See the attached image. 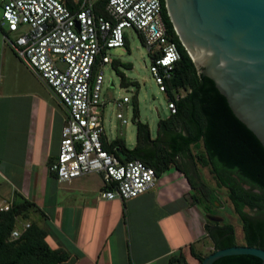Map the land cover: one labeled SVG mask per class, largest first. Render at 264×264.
Segmentation results:
<instances>
[{
    "label": "crops",
    "instance_id": "0c3cea01",
    "mask_svg": "<svg viewBox=\"0 0 264 264\" xmlns=\"http://www.w3.org/2000/svg\"><path fill=\"white\" fill-rule=\"evenodd\" d=\"M0 32L4 37L5 29L0 28ZM6 51L7 47L0 44V54ZM114 63L119 68L122 62ZM28 88L24 83L0 85V200L12 204L28 200L36 205V209L31 207L19 214L16 226L21 227L25 216L29 217L28 210H32L30 217L46 230L49 245L68 253L61 264H201L197 256H205L202 248L206 242L217 250L207 225L217 233L219 227L231 224L236 245H247L238 242L233 223L206 219L215 215L201 209L203 193L193 174L199 176V162L190 154L176 156L165 166L148 146L147 162L158 171L156 185L128 200L103 198L106 180L100 172L72 181L58 180L51 170L56 160L51 150L57 137V158L67 111L49 87L43 93ZM105 96L110 100L108 93ZM57 113L63 117L59 130L54 126ZM149 126L152 137H156L159 122L155 136ZM136 128V139L129 142L119 130L115 136L110 135L105 124V143L119 138L127 149H133L139 142L137 124Z\"/></svg>",
    "mask_w": 264,
    "mask_h": 264
},
{
    "label": "built area",
    "instance_id": "2783aa9c",
    "mask_svg": "<svg viewBox=\"0 0 264 264\" xmlns=\"http://www.w3.org/2000/svg\"><path fill=\"white\" fill-rule=\"evenodd\" d=\"M0 0V28L16 55L52 90L67 111L60 151L51 170L60 181L100 172L106 180L102 197L128 200L151 190L157 173L141 159H122L105 147L104 109L106 66L110 50L127 44L129 30L139 33L152 56L150 71L167 94L166 80L181 59L163 19L161 0H107L103 12L96 0ZM18 33L15 39L10 34ZM179 95H177L178 98ZM176 98V99H177ZM168 97L170 114L177 101ZM129 95L115 98L117 119L127 124L123 111ZM13 204L0 200V210ZM30 226L15 227L11 239Z\"/></svg>",
    "mask_w": 264,
    "mask_h": 264
},
{
    "label": "trees",
    "instance_id": "16d2710c",
    "mask_svg": "<svg viewBox=\"0 0 264 264\" xmlns=\"http://www.w3.org/2000/svg\"><path fill=\"white\" fill-rule=\"evenodd\" d=\"M106 1L96 0L98 13L103 12ZM161 1L168 33L181 53V59L166 80L168 97L176 99L179 95L176 99L177 112L160 118L159 132L152 137L149 123L139 119L140 108L136 98L134 121L138 127V145L127 149L123 141L117 138L110 144L105 143V147L122 161L141 159L152 165L145 155L150 146V152H155V157L167 166L174 162L176 156H193L192 145L203 141L206 156L201 154L196 159L209 166L219 184L228 188L229 198L243 220L246 244L264 248V146L237 118L214 80L199 72L174 28L165 0ZM65 2L74 7L73 0ZM114 65L118 66L117 63ZM126 65L133 67L132 63ZM120 76L123 86L137 84L139 87L137 80H131L121 71ZM182 91H186V94ZM190 181L197 187L193 178L190 177ZM16 196L20 197L21 194ZM209 196L211 202L218 199L214 193ZM31 207L36 209L34 203L24 200L15 201L10 210H0V264H61L68 258L67 252L49 245L46 230L35 221L20 237L10 238L19 214ZM248 208L254 214L248 212ZM207 229L215 240V249L237 244L233 225H223L217 233L210 225H207ZM197 257L202 262L206 255L198 254ZM213 264H263V261L253 254H236L223 256Z\"/></svg>",
    "mask_w": 264,
    "mask_h": 264
},
{
    "label": "water",
    "instance_id": "95a60500",
    "mask_svg": "<svg viewBox=\"0 0 264 264\" xmlns=\"http://www.w3.org/2000/svg\"><path fill=\"white\" fill-rule=\"evenodd\" d=\"M174 28L199 72L214 80L234 114L264 146V0H165ZM264 248H220L201 264Z\"/></svg>",
    "mask_w": 264,
    "mask_h": 264
},
{
    "label": "rangeland",
    "instance_id": "374dc122",
    "mask_svg": "<svg viewBox=\"0 0 264 264\" xmlns=\"http://www.w3.org/2000/svg\"><path fill=\"white\" fill-rule=\"evenodd\" d=\"M2 15V8L0 7V18H2ZM17 35L18 33H14L11 34V37L15 39ZM127 40L126 46L110 50L112 64L106 66V82L104 89L105 93L109 95L107 97L110 99V103L106 109L105 124L110 135L115 136L119 130L123 132L122 134L125 135V138L131 142L136 139L137 134V128L134 122L136 98H138L139 101L140 119L152 125V133L154 136L157 134L160 118L168 117L170 115V110L168 109V95L159 90V86L156 84L150 71L152 56L149 53L148 46L145 44L143 37L136 31L129 30V37ZM0 44H4L5 48L7 47V51L0 54V85L11 83L13 86H18L24 83L29 84L28 89L43 93L44 89L48 88L47 85H44L39 76L10 50L2 32H0ZM118 60L122 63L119 65V68H116L113 62ZM127 63H132L133 67L128 68L126 65ZM120 71L126 74L130 79L138 80L140 84L139 87L137 84L123 86L121 83ZM113 80L115 86L113 85ZM182 93L186 94V91H182ZM126 94L130 96L131 101L128 106H124L123 109L128 123L122 125L121 120L117 119V110L114 108L113 100ZM58 106L62 108L60 103H58ZM62 123L63 117L61 114L59 115L57 113L54 119L55 128L59 130ZM58 148L59 139L56 137L51 150L54 160L56 159ZM191 148L193 156L197 157L201 154L206 156L203 141L193 144ZM197 161L199 162V176L197 173H195V176L199 181V186L203 193V198H200L201 209L204 212L206 211L207 214H214L218 217L208 216L206 219L208 218V222L214 223L219 222L218 220H220V222L233 223L236 227L238 242L244 244L246 241L244 238L243 220L229 198L228 188L219 184L209 166L202 164L200 160ZM211 193H214L218 197L216 200L218 203L216 205L208 201ZM28 211L29 214L27 216L29 217L25 216L22 220L23 225L25 223H31L34 218L30 217V213L33 211ZM247 211L254 214V211L249 208ZM206 219L204 218V220ZM202 251L205 255L212 253L214 251L212 243L209 244L206 242Z\"/></svg>",
    "mask_w": 264,
    "mask_h": 264
},
{
    "label": "flooded vegetation",
    "instance_id": "af4514ba",
    "mask_svg": "<svg viewBox=\"0 0 264 264\" xmlns=\"http://www.w3.org/2000/svg\"><path fill=\"white\" fill-rule=\"evenodd\" d=\"M186 159H187V164H188V166L190 167L189 158L186 157ZM195 173H196V172L193 171V174H195Z\"/></svg>",
    "mask_w": 264,
    "mask_h": 264
}]
</instances>
